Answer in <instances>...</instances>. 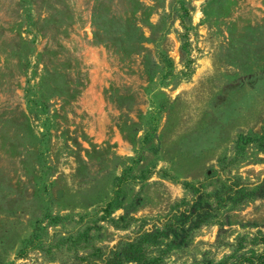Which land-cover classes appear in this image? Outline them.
Segmentation results:
<instances>
[{
  "label": "rangeland",
  "instance_id": "374dc122",
  "mask_svg": "<svg viewBox=\"0 0 264 264\" xmlns=\"http://www.w3.org/2000/svg\"><path fill=\"white\" fill-rule=\"evenodd\" d=\"M263 178L264 0H0V264L101 261ZM260 231L226 202L162 264Z\"/></svg>",
  "mask_w": 264,
  "mask_h": 264
},
{
  "label": "trees",
  "instance_id": "16d2710c",
  "mask_svg": "<svg viewBox=\"0 0 264 264\" xmlns=\"http://www.w3.org/2000/svg\"><path fill=\"white\" fill-rule=\"evenodd\" d=\"M225 194L217 192L215 204L212 205L203 202L201 195H198L188 209L173 214L180 220L179 223L165 222L162 227L153 226L141 230L132 238H121L108 254L100 257L101 261L94 259L87 264H162L164 254L172 248L187 246L192 232L204 223L212 222L222 204L230 202L232 209L238 204L264 198V178L256 185L231 184ZM124 217L122 216V219ZM162 238H170V240L163 242ZM246 240L248 237L245 235L238 237L239 245ZM249 241L254 246H262L263 251L256 252L254 249L251 250L253 253H239L234 259L225 258L210 264H264V232L256 233ZM163 245L166 248H162ZM149 247H155L159 253L155 254V250Z\"/></svg>",
  "mask_w": 264,
  "mask_h": 264
}]
</instances>
